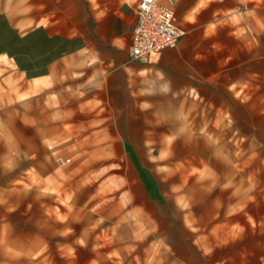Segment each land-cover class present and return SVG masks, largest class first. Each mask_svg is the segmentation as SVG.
I'll use <instances>...</instances> for the list:
<instances>
[{
	"label": "rangeland",
	"instance_id": "374dc122",
	"mask_svg": "<svg viewBox=\"0 0 264 264\" xmlns=\"http://www.w3.org/2000/svg\"><path fill=\"white\" fill-rule=\"evenodd\" d=\"M0 1L17 7L20 19L32 0ZM40 3L52 21L65 19L61 6ZM258 14V61L233 66L231 40H199L208 44V79L194 92L177 94L145 77L144 65L159 56L129 59L128 74L104 62L103 88L89 85L67 98L65 133L39 138L29 151L34 166L1 165L16 152L5 150L8 136L0 135V264L264 256V0ZM5 30L15 49L13 31ZM19 47L41 59L74 49L46 32ZM59 159L71 162L62 167Z\"/></svg>",
	"mask_w": 264,
	"mask_h": 264
},
{
	"label": "crops",
	"instance_id": "0c3cea01",
	"mask_svg": "<svg viewBox=\"0 0 264 264\" xmlns=\"http://www.w3.org/2000/svg\"><path fill=\"white\" fill-rule=\"evenodd\" d=\"M48 1L62 7L64 20L52 21L51 11L41 13L44 5L40 0H32L28 10L21 12L26 16L17 19V7L10 9L0 1V19L13 31L16 45L15 49L9 48L7 30L1 25L0 135L8 136L5 150L16 152L9 165H1L15 167L16 172L26 163L35 165L29 151L40 147L41 136L65 133L67 98L81 97L89 85L103 88L104 62L114 66L117 73L128 74L133 69L129 50L141 0ZM247 4L255 8V13L245 11ZM173 6L184 35L175 48L165 50L156 62L144 65L146 78L159 79L166 89L177 94L197 90L200 81L208 79L209 62L208 44L199 40H231L229 60L233 66L245 67L253 58L258 61L259 0H173ZM30 22L35 23L32 28L27 26ZM43 32L50 40L61 38L73 44L74 49L59 55L52 51L42 59L35 53L25 55L20 44ZM25 152L27 158L21 156ZM263 262V255L258 258L246 253L208 264Z\"/></svg>",
	"mask_w": 264,
	"mask_h": 264
},
{
	"label": "built area",
	"instance_id": "2783aa9c",
	"mask_svg": "<svg viewBox=\"0 0 264 264\" xmlns=\"http://www.w3.org/2000/svg\"><path fill=\"white\" fill-rule=\"evenodd\" d=\"M183 35L173 0H141L136 8V24L129 56L137 62L159 56L165 50L175 48ZM70 162L58 160L62 167Z\"/></svg>",
	"mask_w": 264,
	"mask_h": 264
},
{
	"label": "bare ground",
	"instance_id": "6f19581e",
	"mask_svg": "<svg viewBox=\"0 0 264 264\" xmlns=\"http://www.w3.org/2000/svg\"><path fill=\"white\" fill-rule=\"evenodd\" d=\"M59 131V130H58ZM42 133H43V131H42ZM41 134V133H40ZM44 134V133H43ZM76 142V141H75Z\"/></svg>",
	"mask_w": 264,
	"mask_h": 264
}]
</instances>
